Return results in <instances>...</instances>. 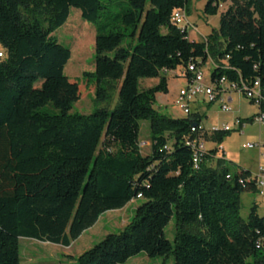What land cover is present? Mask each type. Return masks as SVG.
Instances as JSON below:
<instances>
[{
  "label": "trees",
  "instance_id": "1",
  "mask_svg": "<svg viewBox=\"0 0 264 264\" xmlns=\"http://www.w3.org/2000/svg\"><path fill=\"white\" fill-rule=\"evenodd\" d=\"M120 4L113 13L101 0H0V264H20V238L68 247L103 213L138 198L132 221L75 264H124L140 253L174 264H264V212L254 203L240 216L239 195L258 193L256 178L226 166L217 147L196 168L186 145H219L230 132L207 134L198 112L172 119L153 107L156 94L167 93L160 74L179 70L188 79L192 63L211 62L212 81H258L264 98V0H206L203 15L221 11L201 41L172 21L189 0ZM71 8L95 27L93 71L81 79L99 108L88 115L71 113L79 82L64 74L70 51L53 36ZM144 78L158 81L139 90ZM116 93L111 110L100 106ZM260 114L264 101L242 122ZM172 218L170 243L164 229Z\"/></svg>",
  "mask_w": 264,
  "mask_h": 264
},
{
  "label": "rangeland",
  "instance_id": "2",
  "mask_svg": "<svg viewBox=\"0 0 264 264\" xmlns=\"http://www.w3.org/2000/svg\"><path fill=\"white\" fill-rule=\"evenodd\" d=\"M101 2L113 13L119 12L120 7L125 5L120 4L124 0H101ZM205 3L206 0H189L185 12L187 32L193 40H203L219 25L221 10L215 16L206 17L202 12ZM228 3L222 4V10L228 6ZM146 8H149V3L146 4ZM193 27L196 28L195 32L192 30ZM162 32H164L163 29ZM53 36L59 44L70 51V58L64 67V74L71 80L79 82V100L74 103L71 113L91 114L99 108V105L94 101L93 88L86 87L81 77L84 72L93 71L95 27L93 24L83 21L77 9L71 8L66 22L53 33ZM211 70L212 66L209 63L203 66L204 81L207 84L210 83ZM160 76L165 77L167 80V93L156 94L154 109L172 119L183 118L184 115L181 109L174 104V101L179 90L186 85V80L179 76V70L169 71L166 74L161 73ZM157 81V78L140 79L138 89L152 87L156 85ZM229 96L231 101L228 103L230 108L228 112L221 111L219 101L211 104L200 103L201 126L205 130H211L212 128L222 130L224 125L233 128L232 132L223 137L219 145L210 139L204 140V142L207 148L217 147V150L219 148L218 156L223 157L226 166L232 169L247 170L255 177L259 167L264 171V123L246 122L241 131H237V127L232 124L233 120L237 118L246 120L256 115L258 107L238 93H232ZM116 103L117 93L112 95L109 104L100 106L111 110ZM192 108L191 110L195 109L194 106ZM246 143L256 144L258 147L243 149L242 145ZM139 146L142 155L149 154L150 140L147 121L140 122ZM260 191L264 193V186L259 188ZM259 192H243L239 195L240 216L243 219L247 218L254 203L258 206V214H263L264 196ZM143 202V198L133 199L121 209L103 213L91 228L84 231L68 247L20 238L18 240L20 264H75V258L84 251L99 243L107 234L119 233L129 224L132 221L135 209ZM174 228L175 223L172 218L164 229V236L170 243H173ZM124 264H174V261L171 256L169 258H148L145 254L140 253L128 259Z\"/></svg>",
  "mask_w": 264,
  "mask_h": 264
},
{
  "label": "built area",
  "instance_id": "3",
  "mask_svg": "<svg viewBox=\"0 0 264 264\" xmlns=\"http://www.w3.org/2000/svg\"><path fill=\"white\" fill-rule=\"evenodd\" d=\"M185 17L186 14L184 11H176L173 14L172 21L176 25L184 26L187 29V25L185 24ZM192 30L195 32L196 28L193 27ZM1 57L2 56L0 53V58ZM209 64L213 66L211 62H209ZM203 66L206 65H196L192 63L188 65L187 68V73L190 74V78L185 79L182 76L186 80V85L179 90L174 104L181 109L184 117L190 115L191 113H194L193 110H191L193 109L192 106H195V104L199 102H206L208 104H211L219 101L221 111L228 112L230 108L224 97L226 94L238 93L251 101L257 107H259V105L264 101L258 81H255L251 86H247L242 82L240 84L227 83L223 78L215 81H212V79L210 78V83L207 84L204 81L205 75L203 72ZM253 122H256L258 124L264 123V115L260 114L255 116L253 118ZM232 124L233 126L237 127V131H241V128L245 125V123H243L239 118L234 119ZM194 130L195 127L193 126L192 132H194ZM218 131L232 132L233 128L229 125H224L222 127V130L214 128H212L211 130H205L207 134H213ZM186 145L191 147L194 151L193 163L197 168L203 160L205 152L208 150V148L206 147L205 142L199 138L188 140L186 142ZM256 147H258V145L252 143H246L242 145L243 149H253ZM263 177L264 171L261 167H259L255 176L258 188L264 186ZM260 194L264 196V193L262 191H260Z\"/></svg>",
  "mask_w": 264,
  "mask_h": 264
},
{
  "label": "crops",
  "instance_id": "4",
  "mask_svg": "<svg viewBox=\"0 0 264 264\" xmlns=\"http://www.w3.org/2000/svg\"><path fill=\"white\" fill-rule=\"evenodd\" d=\"M195 41H198V40H195ZM231 94H232V93H231ZM231 94H226V95L224 96L225 99H226V102H227V103H229V102L231 101V98H230V96H229V95H231ZM201 103H202V102H201ZM199 105H200V102L195 104V106H194L195 109L193 110V112H198V113L201 114V111H200ZM255 176H256V174H255Z\"/></svg>",
  "mask_w": 264,
  "mask_h": 264
}]
</instances>
